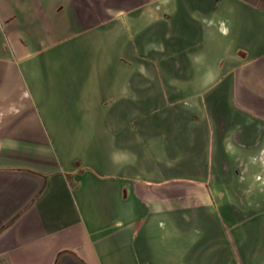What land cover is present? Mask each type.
I'll list each match as a JSON object with an SVG mask.
<instances>
[{"label": "crops", "instance_id": "0c3cea01", "mask_svg": "<svg viewBox=\"0 0 264 264\" xmlns=\"http://www.w3.org/2000/svg\"><path fill=\"white\" fill-rule=\"evenodd\" d=\"M0 264H264V0H0Z\"/></svg>", "mask_w": 264, "mask_h": 264}]
</instances>
